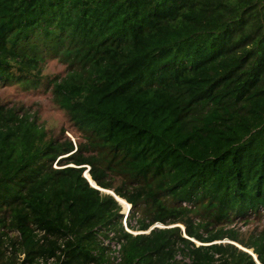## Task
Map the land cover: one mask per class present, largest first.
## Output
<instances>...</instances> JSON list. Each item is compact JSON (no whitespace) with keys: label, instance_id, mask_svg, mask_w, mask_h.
I'll return each mask as SVG.
<instances>
[{"label":"trees","instance_id":"1","mask_svg":"<svg viewBox=\"0 0 264 264\" xmlns=\"http://www.w3.org/2000/svg\"><path fill=\"white\" fill-rule=\"evenodd\" d=\"M49 58L81 138L0 104V264H264V228L229 226L264 227V0H0V87Z\"/></svg>","mask_w":264,"mask_h":264},{"label":"rangeland","instance_id":"2","mask_svg":"<svg viewBox=\"0 0 264 264\" xmlns=\"http://www.w3.org/2000/svg\"><path fill=\"white\" fill-rule=\"evenodd\" d=\"M43 83L38 88L26 89L24 86H20L17 83H11L9 85H3L0 87V104L14 107L22 113H30L33 115L39 125L43 126L49 135L60 136L64 131L65 135L70 138L74 143L78 142L81 138L77 129L69 122L65 113L60 111L52 101L51 87H48L49 83L53 80H59L67 73V67L56 59H47L43 63ZM54 167H58L54 164ZM87 171V170H86ZM129 208H127L128 213ZM123 206H121L120 214H123ZM134 213V215H133ZM134 219H131V225H138V221L141 218L139 212L132 210ZM122 217H124L122 215ZM247 223L244 220L237 218L229 226L239 228L241 232H260L264 227L263 223L258 219H247ZM160 228H166L163 225H159ZM156 227V226H155ZM181 227V226H180ZM152 228L148 231H139L135 234H148ZM183 230V229H182ZM184 232V230H183ZM229 241H225L227 243ZM196 245L200 243L196 242ZM181 259V256H178Z\"/></svg>","mask_w":264,"mask_h":264},{"label":"built area","instance_id":"3","mask_svg":"<svg viewBox=\"0 0 264 264\" xmlns=\"http://www.w3.org/2000/svg\"><path fill=\"white\" fill-rule=\"evenodd\" d=\"M124 217L122 218V229L129 233L134 235V229L136 230V233L139 232L137 227L135 225H131V219H134L132 215V207L130 206L128 213L122 214ZM156 227H160L159 225H156ZM108 230L104 231L105 229L98 231V241L100 244V247L104 249V255L110 259L111 262H120L122 258V247L124 240L119 237V234L111 229L110 227L107 228ZM106 233L105 235L103 233ZM53 261V260H51Z\"/></svg>","mask_w":264,"mask_h":264},{"label":"water","instance_id":"4","mask_svg":"<svg viewBox=\"0 0 264 264\" xmlns=\"http://www.w3.org/2000/svg\"><path fill=\"white\" fill-rule=\"evenodd\" d=\"M85 167L87 168V171L84 172V177L87 179V181L89 182V184H90L92 187H94L93 185H94V184L96 185V183L92 180V178H91V176H90V167H88V166H85ZM86 172H87L88 175L90 176V179L85 175ZM94 188L98 189V190L101 191V192H104V193H107V194L112 195V196H113V197L119 202V200L117 199L118 196H116L115 193H113L112 191L104 190V189L98 187L97 185H96ZM118 198H119V197H118ZM119 199H121V198H119ZM119 203H120V202H119ZM181 228L185 231V229H184L183 227H181ZM185 237H186V236H185ZM236 246H237V245H236ZM247 252H249V251H247ZM249 254H251L253 257H255V259H254L255 262H256L257 264H259L257 257H256L255 255H253L251 252H249Z\"/></svg>","mask_w":264,"mask_h":264},{"label":"bare ground","instance_id":"5","mask_svg":"<svg viewBox=\"0 0 264 264\" xmlns=\"http://www.w3.org/2000/svg\"><path fill=\"white\" fill-rule=\"evenodd\" d=\"M86 173H87V172H86ZM87 175H88V173H87ZM87 175H86V176H87ZM88 176H89V175H88ZM88 176H87V177H88ZM89 177H90V176H89ZM117 199L120 200L118 197H117ZM127 204H128V203H127ZM128 205H129V204H128ZM129 206H130V205H129ZM123 212H124V213H127V211L125 212V207H124V211H123ZM181 227H183V226H181ZM183 228H184V227H183ZM236 245H237V244H236ZM237 246H239V245H237ZM239 247H240V246H239ZM240 248H242V247H240ZM250 252H251V251H250Z\"/></svg>","mask_w":264,"mask_h":264},{"label":"clouds","instance_id":"6","mask_svg":"<svg viewBox=\"0 0 264 264\" xmlns=\"http://www.w3.org/2000/svg\"><path fill=\"white\" fill-rule=\"evenodd\" d=\"M121 205V204H120ZM122 206V205H121ZM131 206V205H130ZM132 207V206H131ZM133 210V209H132ZM123 218V217H122ZM121 223H122V219H121ZM158 225H160V224H158Z\"/></svg>","mask_w":264,"mask_h":264},{"label":"snow or ice","instance_id":"7","mask_svg":"<svg viewBox=\"0 0 264 264\" xmlns=\"http://www.w3.org/2000/svg\"><path fill=\"white\" fill-rule=\"evenodd\" d=\"M85 175H87V173H85ZM93 186L95 187L96 185L94 184ZM254 259H255V257H254Z\"/></svg>","mask_w":264,"mask_h":264}]
</instances>
